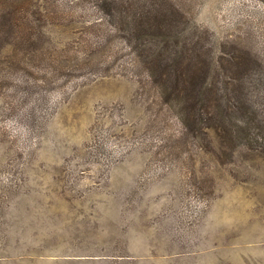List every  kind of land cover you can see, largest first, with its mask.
Listing matches in <instances>:
<instances>
[{
	"label": "rangeland",
	"instance_id": "rangeland-1",
	"mask_svg": "<svg viewBox=\"0 0 264 264\" xmlns=\"http://www.w3.org/2000/svg\"><path fill=\"white\" fill-rule=\"evenodd\" d=\"M30 2L53 19L0 51V264H264V155L178 105L194 65L264 67V0Z\"/></svg>",
	"mask_w": 264,
	"mask_h": 264
},
{
	"label": "trees",
	"instance_id": "trees-1",
	"mask_svg": "<svg viewBox=\"0 0 264 264\" xmlns=\"http://www.w3.org/2000/svg\"><path fill=\"white\" fill-rule=\"evenodd\" d=\"M0 7H4L0 12V51L5 47L24 53L39 51L45 20L53 19L48 7L33 5L30 0H0ZM34 21L41 24L35 25ZM250 58L238 54L228 60L230 73L226 76L235 83L225 81L223 86L215 80L208 87L202 86L203 72L194 65L178 91L182 99L179 112L181 123L190 130L202 127L203 114V126L213 132L218 145L243 146L264 155V67L256 57L258 69L250 70Z\"/></svg>",
	"mask_w": 264,
	"mask_h": 264
}]
</instances>
